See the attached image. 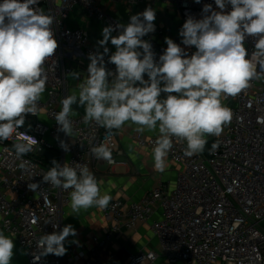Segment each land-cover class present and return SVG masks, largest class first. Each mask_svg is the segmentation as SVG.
<instances>
[{"label": "built area", "instance_id": "1", "mask_svg": "<svg viewBox=\"0 0 264 264\" xmlns=\"http://www.w3.org/2000/svg\"><path fill=\"white\" fill-rule=\"evenodd\" d=\"M130 1L137 4L147 0ZM174 1L183 24L188 16L203 18L205 4L219 11L215 0ZM34 7L52 13V29L58 43L44 66L47 81L39 110L36 115H26L28 128L18 129L37 139L38 144L22 158V169V161L15 157L13 149L15 136L0 142V231L16 238L29 264H107L104 255L123 226L133 228L146 223L158 208L162 214L152 228L160 248L142 251L124 264H155L162 257L169 264H264V79L251 81V86L235 97L222 98V103L232 109L233 118L221 136H208L218 142L216 150L210 148L188 157L184 155L186 143L173 139L169 156L185 166L173 189L158 186L128 204L112 199L104 209L108 232L104 238L94 236L89 251L75 252L70 248L63 256L49 254L35 260L40 237L61 230V212L69 205L72 191L43 181V174L53 164L39 152L52 153L61 166L86 164L96 178V165L102 160L95 158L92 147L107 144L112 150V160L107 161L110 164L123 152L114 131L109 133L95 123L85 124L84 115L69 117L73 124L71 136L60 131L55 121V115L62 110V99L68 96L69 77L74 71L70 58L84 56L90 63V53H103L91 45L86 29L71 28L67 20L77 8L114 28L127 25L130 19L122 22L108 14L102 0H39ZM230 10L229 5L226 11ZM154 25L155 31L143 39L151 43L158 61L167 47L160 41L162 30L155 21ZM113 34L118 35L119 30ZM254 45L255 38L247 37L245 47L250 55L255 51ZM194 51V46L188 47L185 54L191 56ZM109 56L104 55L106 69L115 73ZM133 137L140 145L154 147L156 137L140 133ZM61 142L68 145V151ZM30 183H38V189L30 190Z\"/></svg>", "mask_w": 264, "mask_h": 264}, {"label": "clouds", "instance_id": "2", "mask_svg": "<svg viewBox=\"0 0 264 264\" xmlns=\"http://www.w3.org/2000/svg\"><path fill=\"white\" fill-rule=\"evenodd\" d=\"M38 2L0 0V142L15 136L13 149L22 169V158L38 141L18 129L25 124L27 114L36 115L39 110L47 81L44 66L58 47L52 29L54 16L34 7ZM215 5L219 11L205 4L203 18L188 16L180 29L182 44L195 48L191 56L166 37V50L158 61L154 59L151 43L143 39L155 31L156 15L151 7L132 15L127 25L104 27L103 39L98 41L103 53L89 54L88 75L79 83L78 94L61 101L62 110L55 115L59 130L71 136L69 117L74 112L72 105L78 103L85 108V124L95 123L109 133L126 124L135 125L138 133L158 131L152 148L156 171H165L174 138L186 143L185 156L202 153L207 136H221L232 121V109L222 98L235 97L249 88L251 81L264 79V0H215ZM229 5L231 10L226 11ZM117 30L119 34L113 36ZM249 36L255 38L251 55L245 47ZM109 41L116 49L109 56L115 73L106 69L104 61ZM72 75L79 78L78 73ZM162 93L165 98H161ZM61 147L69 150L64 142ZM218 147V142L213 143L211 150ZM91 152L98 160H112V150L105 143L92 147ZM52 164L43 181L72 189L73 214L91 207L107 208L111 196L101 194L100 183L86 164L61 166L55 160ZM38 187V183L28 185L33 191ZM76 234L68 224L58 232L42 235L35 260L49 254L63 256L66 238ZM13 249V239L0 231V264H11Z\"/></svg>", "mask_w": 264, "mask_h": 264}, {"label": "crops", "instance_id": "3", "mask_svg": "<svg viewBox=\"0 0 264 264\" xmlns=\"http://www.w3.org/2000/svg\"><path fill=\"white\" fill-rule=\"evenodd\" d=\"M104 10L122 22H126L132 15L142 13L147 7H151L155 11V22L159 29L162 30L160 41L167 47L165 38H171L182 48L187 46L182 44V38L179 35L183 22L180 14V8L174 0H147L134 4L130 0H123L119 3H112L110 0H102ZM68 26L71 28H83L89 33L90 43L100 51L103 46L98 41L103 39L102 30L107 25L99 20L96 16H91L87 11L77 8L69 16L67 20ZM113 36H115L112 33ZM109 49L108 54L115 52V46L109 41L106 45ZM81 54V53H79ZM73 66V73H78L79 78L69 77L68 95L78 94V85L88 75V59L84 56L72 57L69 60ZM72 73V74H73ZM148 80L147 75L144 76ZM111 81V78H109ZM166 94H161V98H165ZM72 115H84L85 108L78 103L72 105ZM135 125H125L121 130H113L114 136L122 154L117 158L114 164L107 161H100L96 165L97 180L100 183L101 194H108L111 200L120 199L123 203H130L140 200L145 194L158 186H164L173 189L180 173L185 169L181 163L175 162L170 156L167 158V167L163 173L154 170L152 148L150 146L140 145L134 139ZM143 134L147 137L158 136L157 132L145 131ZM207 141H209L207 136ZM209 151V150H208ZM204 151L203 152H208ZM161 209L158 208L150 216L146 223H142L136 227L128 228L123 226L118 232L109 247L108 253L104 255L107 264H124L130 257L139 254L142 251L158 250L159 238L155 234L152 224L161 217ZM71 224L76 230L75 236H69L65 241L67 251L71 248L73 251H89L93 244V237L104 238L109 229V223L104 215V209L100 210L91 207L87 210H81L78 215L73 214L70 203L61 212V230L64 226ZM1 225V217H0ZM13 239L14 255L11 264H29L25 250L19 245L16 238L10 234H5ZM155 264H169L165 258H160Z\"/></svg>", "mask_w": 264, "mask_h": 264}, {"label": "water", "instance_id": "4", "mask_svg": "<svg viewBox=\"0 0 264 264\" xmlns=\"http://www.w3.org/2000/svg\"><path fill=\"white\" fill-rule=\"evenodd\" d=\"M39 154L42 155V156L47 157L50 161H53L54 160V156L50 152H47L45 150H42V151L39 152Z\"/></svg>", "mask_w": 264, "mask_h": 264}, {"label": "trees", "instance_id": "5", "mask_svg": "<svg viewBox=\"0 0 264 264\" xmlns=\"http://www.w3.org/2000/svg\"><path fill=\"white\" fill-rule=\"evenodd\" d=\"M213 143H214L213 140L207 141V144L205 146V151H208L211 148Z\"/></svg>", "mask_w": 264, "mask_h": 264}, {"label": "rangeland", "instance_id": "6", "mask_svg": "<svg viewBox=\"0 0 264 264\" xmlns=\"http://www.w3.org/2000/svg\"><path fill=\"white\" fill-rule=\"evenodd\" d=\"M22 127L28 128V124L25 122V124Z\"/></svg>", "mask_w": 264, "mask_h": 264}]
</instances>
